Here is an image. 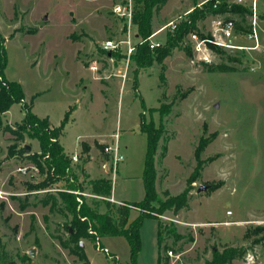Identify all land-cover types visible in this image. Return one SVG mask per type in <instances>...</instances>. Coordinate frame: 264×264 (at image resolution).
<instances>
[{
    "label": "rangeland",
    "instance_id": "374dc122",
    "mask_svg": "<svg viewBox=\"0 0 264 264\" xmlns=\"http://www.w3.org/2000/svg\"><path fill=\"white\" fill-rule=\"evenodd\" d=\"M121 1L0 0V45L4 42L8 56L6 79L19 83L25 102L33 103V113L48 117L55 128L70 112L60 142L85 187L83 193L78 191L100 212L105 211L108 198L90 194L89 184L102 176L112 181L116 199L112 194L109 199L113 204L138 203L145 197L147 136L141 131L142 120L165 127L156 156V188L161 197L165 191L176 196L187 188L197 166L196 149L204 138V168L189 187V209L178 216L167 212L161 218L174 223L182 236L177 242L166 241L173 252L168 255L170 264H205L215 250L227 247L243 250L232 264H264V0L258 1L256 10L259 48L250 39L254 10L245 24L234 15H211L199 23L200 32L212 37L215 20L232 19L236 49L198 54L188 38L185 44L192 52L181 46L163 63L144 68L101 52L103 42L126 37L124 20L113 12ZM208 1L169 0L154 15V33L166 27L154 41L164 43L170 23L177 25L196 4ZM243 28L249 33L244 34ZM135 32L138 37L132 25ZM204 55L209 62L203 61ZM92 66L98 68L93 74L88 70ZM84 69L90 77L77 83ZM81 94L86 101L80 104ZM162 104L172 105L163 120L156 111ZM24 113L23 106L15 104L3 117L4 125L13 128ZM115 135L124 160L112 179L103 166L109 159L106 147L115 142ZM166 142L168 154L161 159ZM12 144V134L1 130L0 262L83 264L62 246L68 238L65 217H71L58 199L56 206L50 200L51 195L59 198L60 191H68V183L30 189L47 175L25 156L11 157ZM21 146L41 152L36 140L27 139ZM202 186L207 189L198 192ZM158 230L156 220H145L139 264H158ZM85 242L90 264H129L126 238H102L100 245L98 240ZM162 254L167 256L165 251ZM26 256L31 260L23 262Z\"/></svg>",
    "mask_w": 264,
    "mask_h": 264
},
{
    "label": "trees",
    "instance_id": "16d2710c",
    "mask_svg": "<svg viewBox=\"0 0 264 264\" xmlns=\"http://www.w3.org/2000/svg\"><path fill=\"white\" fill-rule=\"evenodd\" d=\"M169 0H134L133 25L138 29V37L142 40L150 38L154 34L153 20L154 15L166 6ZM219 1L216 9L213 6ZM221 1V2H220ZM233 0H209L202 6L198 4L187 15V18L176 25V28L167 32L166 41L155 49L150 48L149 42L139 44L136 52L131 57L138 68L151 66L154 62L163 63L169 57L175 48L186 45L189 35L197 33L202 39H211V35H204L200 32L199 23L206 20L208 16L218 15H234L241 18L245 24L248 17L253 15L249 6H244L231 2ZM125 24L124 31L126 32ZM244 34H248L249 30L243 28ZM209 47L215 51L223 53V50L214 44L209 43ZM106 53L105 51H102ZM112 57L124 58L120 52H111ZM8 65V56L4 42L0 45V131L4 130L13 136V144L9 147V155L25 156L26 160L31 161L46 173L47 177L37 185L30 189H42L55 184L59 181L68 183V191H60L56 198L51 195L54 206L58 201L61 203L62 209L71 217L67 223V240L62 242V246L70 251V254L78 257L83 264H90L81 246L86 240L93 241L105 237H124L127 239L130 247L129 264H138L139 256L142 251L141 228L146 219L156 220L158 222V245L159 256L158 264H170L168 252L171 251L167 247L168 238L174 241L182 239L178 233L174 223H164L162 217L167 212H171L174 216H178L181 211L189 209L191 196L189 195V187L200 177V173L204 168V162L201 160L202 152L207 145L204 138L199 142L195 152L197 166L187 181V188L179 195L173 196L170 191H165L161 197L157 191V171L156 156L158 155L160 142L164 139L165 127L161 123L156 127L153 122L146 124L144 120L141 122V131L147 136V156L143 174V182L145 187V197L138 203H121L120 205L105 202V212H100L98 208H93L83 195L80 197L81 204L78 202V196L73 191L84 192L85 187L78 180L73 170V159L70 158L60 142L64 127L69 120L70 112H68L60 126L57 128L50 126L49 118H41L33 113V103H26V95L22 86L17 82L8 81L5 77V70ZM160 80L165 83L163 73L160 74ZM15 104H21L24 109V117L19 124L13 128L5 126L3 117L11 110ZM143 107L145 106L142 101ZM171 104H162L156 111L159 113L161 120L171 112ZM143 117V116H142ZM27 139L39 142L40 154L26 153L27 146H21ZM168 154L167 142L162 146L160 153L161 159H165ZM73 181V183L71 182ZM91 192L94 196H100L103 199L109 198L113 191L112 181L110 179H99L91 181ZM70 191V192H69ZM105 201V200H104ZM137 216L133 218V213ZM165 251L167 256H163ZM241 249L225 248L223 251L215 250L211 260L205 264H232V262L242 254ZM1 253V240H0ZM1 259V256H0ZM31 260L26 256L23 262ZM1 261V260H0ZM0 264H2L0 262ZM10 264H16L12 261ZM116 264V263H115Z\"/></svg>",
    "mask_w": 264,
    "mask_h": 264
},
{
    "label": "built area",
    "instance_id": "2783aa9c",
    "mask_svg": "<svg viewBox=\"0 0 264 264\" xmlns=\"http://www.w3.org/2000/svg\"><path fill=\"white\" fill-rule=\"evenodd\" d=\"M259 0H234V3L249 6L253 12L254 10V17H253V27H254V33L250 34V39L256 40V47L255 49L260 47L259 40H258V34H257V28L259 26L258 19L256 16V10H257V3ZM219 5V2H216V4L213 6L214 9L217 8ZM133 11H134V0H123L119 3H117L114 8L113 12L114 14L124 20L125 24L127 25V32L125 33V38L123 40H107L103 42L100 45V49L102 51H105L109 54V57L111 56V52H120L125 57L123 58L127 64L131 62V57L136 52L137 46L139 44H143L145 42H149L150 48L155 49L156 47L161 46L163 43L154 41V37L163 31L165 28L160 30L157 33H154L150 38L146 40H142L141 38L136 37L132 33V25H133ZM168 26H171L172 29L176 28V25L174 22L170 23ZM235 22L232 19H223L219 18L215 20L214 22V30L211 39H202L197 33H192L189 35V40L193 44V48L195 52L199 53H208V56H210L211 53L214 51L209 47V43L214 44L215 46L221 48V49H236L237 46H235ZM245 49V48H244ZM213 51V52H212ZM215 55V53H213ZM203 61L209 62V58L204 55ZM91 70L94 72L98 71L97 66H92ZM106 152L109 155L108 162L104 164V169L108 171L109 174L112 175V179L115 177L119 164L124 160V156L120 152V147L118 144V135H115V142L113 144H109L106 147ZM22 173L26 172V169H19ZM114 176V177H113ZM74 194L78 196V202L81 204L80 197L84 194L80 193L79 191H73ZM110 200L109 198L107 199ZM163 218V217H162ZM98 240V244L100 245V240ZM99 250L105 251L106 250L99 246ZM109 254V252H106ZM169 256L173 255L172 251L168 252ZM110 256V254H109Z\"/></svg>",
    "mask_w": 264,
    "mask_h": 264
},
{
    "label": "crops",
    "instance_id": "0c3cea01",
    "mask_svg": "<svg viewBox=\"0 0 264 264\" xmlns=\"http://www.w3.org/2000/svg\"><path fill=\"white\" fill-rule=\"evenodd\" d=\"M136 37H137V33L135 32V34H134ZM91 73H92V70L91 69H88ZM93 74V73H92ZM89 77H90V73L87 71V70H81V74H80V76H79V78H78V81H77V83L79 82V81H88V79H89ZM83 94H81V95H79L78 97H80L81 96V99L79 100V98H78V101H79V103L81 104L82 103V101H86V98L84 99L83 98V96H82ZM25 101L27 102V100L25 99ZM45 118V117H44ZM50 126H52V127H54L51 123H50ZM103 177V179H104V176H102ZM105 178L106 179H110V177L109 176H107V175H105ZM99 179H102V178H99ZM111 180V179H110ZM112 196H113V198L114 199H116L115 198V196H114V194H113V191H112ZM108 202H110V201H108ZM121 203H128V202H126V201H120ZM111 203V202H110ZM116 203V202H115ZM117 203H119V202H117ZM116 203V205H120V204H117ZM113 204V203H112ZM96 205V204H95ZM105 206H106V204H105ZM106 210V209H105ZM101 212H105V211H101ZM65 219H67V222H68V218L67 217H65ZM105 238H107V237H105ZM104 238V239H105ZM86 241H89V240H86ZM83 245H84V252H85V248H86V246H87V242H83ZM85 254H86V252H85ZM89 261V260H88ZM90 263V262H89ZM157 263H158V260H157ZM138 264H139V261H138Z\"/></svg>",
    "mask_w": 264,
    "mask_h": 264
},
{
    "label": "water",
    "instance_id": "95a60500",
    "mask_svg": "<svg viewBox=\"0 0 264 264\" xmlns=\"http://www.w3.org/2000/svg\"><path fill=\"white\" fill-rule=\"evenodd\" d=\"M32 151V148L30 147V146H27L26 147V153H30ZM207 189V187H200L199 189H198V192H202V191H205ZM81 246L82 247H84V245H83V243H81ZM31 255H33L34 256V252L32 251L31 252Z\"/></svg>",
    "mask_w": 264,
    "mask_h": 264
}]
</instances>
